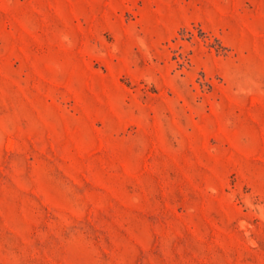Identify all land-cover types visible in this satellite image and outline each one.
<instances>
[{"label":"rangeland","instance_id":"rangeland-1","mask_svg":"<svg viewBox=\"0 0 264 264\" xmlns=\"http://www.w3.org/2000/svg\"><path fill=\"white\" fill-rule=\"evenodd\" d=\"M0 264H264V0H0Z\"/></svg>","mask_w":264,"mask_h":264}]
</instances>
